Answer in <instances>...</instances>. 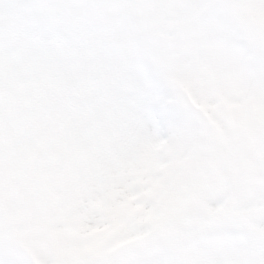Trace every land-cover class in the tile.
Listing matches in <instances>:
<instances>
[{"label": "clouds", "instance_id": "1", "mask_svg": "<svg viewBox=\"0 0 264 264\" xmlns=\"http://www.w3.org/2000/svg\"><path fill=\"white\" fill-rule=\"evenodd\" d=\"M0 264H264V0H0Z\"/></svg>", "mask_w": 264, "mask_h": 264}]
</instances>
